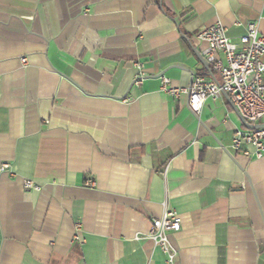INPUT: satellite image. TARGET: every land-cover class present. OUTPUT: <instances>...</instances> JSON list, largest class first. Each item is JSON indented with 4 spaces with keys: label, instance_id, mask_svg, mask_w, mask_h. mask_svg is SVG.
I'll list each match as a JSON object with an SVG mask.
<instances>
[{
    "label": "crops",
    "instance_id": "1",
    "mask_svg": "<svg viewBox=\"0 0 264 264\" xmlns=\"http://www.w3.org/2000/svg\"><path fill=\"white\" fill-rule=\"evenodd\" d=\"M262 16L264 0H0V264H264V157L231 150L241 116L160 90L217 79L198 30L237 41ZM165 209L171 263L137 238Z\"/></svg>",
    "mask_w": 264,
    "mask_h": 264
},
{
    "label": "built area",
    "instance_id": "2",
    "mask_svg": "<svg viewBox=\"0 0 264 264\" xmlns=\"http://www.w3.org/2000/svg\"><path fill=\"white\" fill-rule=\"evenodd\" d=\"M264 22V16L260 18ZM193 37L205 42L204 56L217 79H207L194 75L189 87H174L168 78L160 76V90L178 98L189 94L188 108L198 114L207 98L225 95L238 114L254 125L264 118V34L260 33L255 22L245 25V32L237 41L231 40L220 23H214L198 30ZM25 62L24 59H22ZM137 70L134 83L140 84L143 78L142 65L134 63ZM231 150L246 159L264 157V127L236 129L231 138ZM9 168L7 163L0 165V172ZM26 189L37 186L30 179L22 181ZM181 218L174 211L165 209L158 218L150 220L147 233L137 238L150 239L167 256V262L174 260L169 236L180 230Z\"/></svg>",
    "mask_w": 264,
    "mask_h": 264
},
{
    "label": "water",
    "instance_id": "3",
    "mask_svg": "<svg viewBox=\"0 0 264 264\" xmlns=\"http://www.w3.org/2000/svg\"><path fill=\"white\" fill-rule=\"evenodd\" d=\"M199 59L202 62V64L204 66H206V68L209 70V68H208V62L204 58H199ZM188 97H189V94L187 95V101H188ZM241 121H242L243 125L246 128H248V129H251V128H254V127H264V123H258V124L252 125V124L248 123L246 120H244L242 117H241Z\"/></svg>",
    "mask_w": 264,
    "mask_h": 264
}]
</instances>
